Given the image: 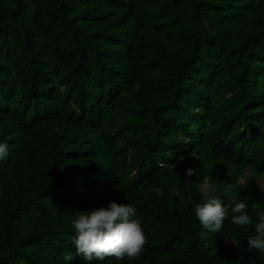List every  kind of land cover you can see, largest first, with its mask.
<instances>
[{"label":"trees","instance_id":"16d2710c","mask_svg":"<svg viewBox=\"0 0 264 264\" xmlns=\"http://www.w3.org/2000/svg\"><path fill=\"white\" fill-rule=\"evenodd\" d=\"M0 143V264H88L63 259L71 222L111 202L137 208L148 243L92 264H264L247 246L264 212V0H0ZM205 176L252 224L229 209L200 237Z\"/></svg>","mask_w":264,"mask_h":264},{"label":"clouds","instance_id":"9594fccd","mask_svg":"<svg viewBox=\"0 0 264 264\" xmlns=\"http://www.w3.org/2000/svg\"><path fill=\"white\" fill-rule=\"evenodd\" d=\"M188 139L185 137V143ZM9 145L0 143V161L9 157ZM194 162L198 160V154L193 155ZM160 167H177L176 164L161 163ZM197 176V169L186 168L185 179ZM209 177L197 184V190L203 195L204 202L195 205V215L202 226L199 235L208 238L210 233H220L225 220L228 219L229 209L234 215L231 223L239 226L252 224V217L247 212V200L230 197L226 206L221 199L211 195L217 188L209 183ZM173 196L181 197L177 187H172ZM255 235L247 239L248 249L264 254V212L256 217ZM75 231L73 244L76 251L69 252L63 259L66 262L73 261L76 257H82L88 264L93 261H104L106 258H115L117 261L136 260L148 243L142 226V219L138 216L137 208L130 204H117L111 202L107 208L101 207L91 212L82 211L72 220Z\"/></svg>","mask_w":264,"mask_h":264},{"label":"rangeland","instance_id":"374dc122","mask_svg":"<svg viewBox=\"0 0 264 264\" xmlns=\"http://www.w3.org/2000/svg\"><path fill=\"white\" fill-rule=\"evenodd\" d=\"M232 243V242H231Z\"/></svg>","mask_w":264,"mask_h":264}]
</instances>
